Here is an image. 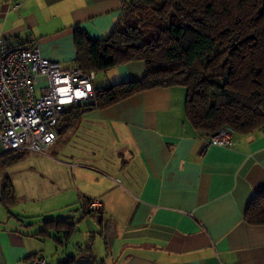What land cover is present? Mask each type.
Returning <instances> with one entry per match:
<instances>
[{
	"label": "crops",
	"instance_id": "obj_1",
	"mask_svg": "<svg viewBox=\"0 0 264 264\" xmlns=\"http://www.w3.org/2000/svg\"><path fill=\"white\" fill-rule=\"evenodd\" d=\"M124 1L0 0V37L71 68L77 41L104 38ZM93 70V97L66 108L45 151L0 140V195L9 182L16 199H0V264H264V223L244 216L264 191L262 126L209 145L186 117L182 85L95 104L99 88L142 78L144 60Z\"/></svg>",
	"mask_w": 264,
	"mask_h": 264
},
{
	"label": "trees",
	"instance_id": "obj_2",
	"mask_svg": "<svg viewBox=\"0 0 264 264\" xmlns=\"http://www.w3.org/2000/svg\"><path fill=\"white\" fill-rule=\"evenodd\" d=\"M77 44L85 69L146 62L142 78L99 88V107L145 89L182 85L186 117L196 129L211 133L229 125L248 133L264 123V0H125L120 21L104 38ZM0 199L6 206L15 202L9 182ZM244 216L264 223V191Z\"/></svg>",
	"mask_w": 264,
	"mask_h": 264
},
{
	"label": "built area",
	"instance_id": "obj_3",
	"mask_svg": "<svg viewBox=\"0 0 264 264\" xmlns=\"http://www.w3.org/2000/svg\"><path fill=\"white\" fill-rule=\"evenodd\" d=\"M93 69L63 68L45 56L37 44L19 46L0 37V140L8 151H45L57 138V124L69 105L94 95ZM41 80V82H39ZM264 131V123L262 125ZM233 128L223 125L209 133V145H229ZM101 197L88 198L92 212L100 211ZM31 264H51L43 256Z\"/></svg>",
	"mask_w": 264,
	"mask_h": 264
},
{
	"label": "water",
	"instance_id": "obj_4",
	"mask_svg": "<svg viewBox=\"0 0 264 264\" xmlns=\"http://www.w3.org/2000/svg\"><path fill=\"white\" fill-rule=\"evenodd\" d=\"M92 261L91 255H84L76 259V264H90Z\"/></svg>",
	"mask_w": 264,
	"mask_h": 264
},
{
	"label": "rangeland",
	"instance_id": "obj_5",
	"mask_svg": "<svg viewBox=\"0 0 264 264\" xmlns=\"http://www.w3.org/2000/svg\"><path fill=\"white\" fill-rule=\"evenodd\" d=\"M39 82H41V80H39Z\"/></svg>",
	"mask_w": 264,
	"mask_h": 264
}]
</instances>
